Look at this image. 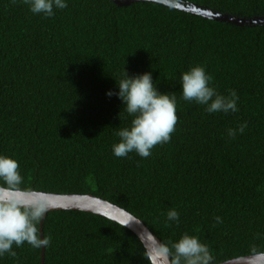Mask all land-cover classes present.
Here are the masks:
<instances>
[{
  "label": "trees",
  "instance_id": "trees-1",
  "mask_svg": "<svg viewBox=\"0 0 264 264\" xmlns=\"http://www.w3.org/2000/svg\"><path fill=\"white\" fill-rule=\"evenodd\" d=\"M195 64L237 92L238 111L181 99ZM124 69L177 97L175 131L149 158L112 152L131 118L106 91ZM0 153L19 162L24 192L98 197L162 242L198 236L215 264L264 253V0H68L49 18L0 0ZM41 221L44 264H148L142 240L106 216L55 209ZM13 250L0 264H40L41 247Z\"/></svg>",
  "mask_w": 264,
  "mask_h": 264
},
{
  "label": "clouds",
  "instance_id": "clouds-1",
  "mask_svg": "<svg viewBox=\"0 0 264 264\" xmlns=\"http://www.w3.org/2000/svg\"><path fill=\"white\" fill-rule=\"evenodd\" d=\"M15 2V0H13ZM28 10L34 15L44 18L53 17L58 10L68 7V0H22ZM117 91L108 90L106 95H115L122 102L123 110L131 119L126 126L118 128L115 135L118 141L112 145L113 155L117 158L127 157L135 153L141 158H149L152 149L158 144L168 143L175 131L178 121L177 97L175 92H160L153 81L151 72L129 75L123 70V75L117 80ZM213 77L207 73L201 64L190 66L181 71L179 88L181 99L204 106L208 113L238 111V94L229 90L223 94L213 86ZM246 123L237 128L227 129V134L235 138L237 133H243ZM23 177L19 162L6 154L0 153V192L22 191ZM50 202L44 199L25 201L15 196L0 195V258L6 253L15 257L13 245L20 247L27 243L33 248L47 247L51 237H42L37 225L48 211ZM179 213L169 208L166 213L165 225L179 223ZM216 223H222L221 217H215ZM121 226H127L124 221ZM155 239L154 237H150ZM145 251L148 264H155ZM260 250L253 246L252 254ZM154 252L169 259V264H215V258L210 247L202 243L196 235L182 234L176 240L156 241Z\"/></svg>",
  "mask_w": 264,
  "mask_h": 264
},
{
  "label": "water",
  "instance_id": "water-1",
  "mask_svg": "<svg viewBox=\"0 0 264 264\" xmlns=\"http://www.w3.org/2000/svg\"><path fill=\"white\" fill-rule=\"evenodd\" d=\"M0 195L15 196L25 201H33L38 198L44 199L45 201L50 202L48 204V211L55 209H77L97 213L117 222L124 221L128 224L126 227L135 232V234L142 240L147 252L155 264H169V259L167 257L163 255L157 256L155 254V244L159 239L154 236L152 232L138 218L134 217L126 210L108 203L98 197L92 195L55 194L35 191L0 192ZM41 225L42 221H40L39 227V235L42 238L43 233ZM150 237H154L155 239ZM40 264H44V246H41ZM221 264H264V253L240 257Z\"/></svg>",
  "mask_w": 264,
  "mask_h": 264
}]
</instances>
